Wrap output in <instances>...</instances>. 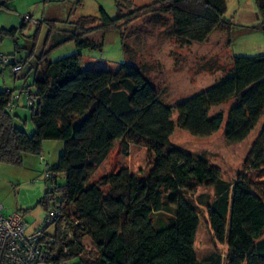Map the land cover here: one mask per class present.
I'll return each mask as SVG.
<instances>
[{"label":"trees","instance_id":"1","mask_svg":"<svg viewBox=\"0 0 264 264\" xmlns=\"http://www.w3.org/2000/svg\"><path fill=\"white\" fill-rule=\"evenodd\" d=\"M254 3L261 22L246 30L264 36V0ZM226 11V0H158L144 7L119 0L114 18L79 17L62 22V30L57 21L36 22L34 34L27 37L29 55L8 64L28 67L19 94L25 91L31 98L26 108L34 130L28 135L14 125L17 116L11 110L20 98L14 99L13 90L0 91V164L18 166L26 154L40 156L44 142L63 143L56 166L46 170V191L37 203L55 216L42 232L53 259L78 264H264V121L245 160L259 181L245 172L226 182L217 168L170 144L175 127L199 139L221 128L229 144L247 139L264 118V54L233 56L224 77L176 106V122L149 78V66L122 64L115 73L82 68L80 52L101 47L91 37L121 31L144 16L180 45L202 44L216 31L230 43L234 24ZM43 25L45 44L54 40L50 49L72 42L77 52L54 62L47 58L49 50L35 55ZM16 36V29H0V42L13 39L17 51ZM121 37L124 54L134 60L123 33ZM227 104L226 113L214 112ZM118 141L126 149L145 148L152 167L144 176L121 168L91 182ZM199 188L212 194H197ZM201 207L214 240L227 246L224 258L218 253L202 260L195 256ZM85 237L96 252L92 261L85 254Z\"/></svg>","mask_w":264,"mask_h":264},{"label":"rangeland","instance_id":"2","mask_svg":"<svg viewBox=\"0 0 264 264\" xmlns=\"http://www.w3.org/2000/svg\"><path fill=\"white\" fill-rule=\"evenodd\" d=\"M117 1L119 0H5V7L0 9V29H16L17 46L21 49L16 51V45L11 38L5 37L0 42V91L13 90V96H16L20 88L26 86L22 77L28 67H23L21 72L14 75L12 66L8 64L19 62L29 55L30 49H25L28 45L31 48L27 37L34 34L37 21H57V28L62 30L65 29L62 22L74 21L79 17H100L102 14L114 18ZM131 1L136 7H144L158 0ZM226 1L229 4L227 18L232 17L231 21L234 24L230 33V43L225 33L216 31L202 44L180 45L165 34L163 28L154 26L150 18L144 16L131 22L121 31L109 30L91 37V40L101 47L80 52L82 68L115 73L122 64L149 66L151 69L149 78L159 91L161 102L173 110V121L176 122V106L202 93L224 77L230 70L229 63L233 56L251 57L264 54L263 34L253 33L251 30L244 32L243 27L239 25L238 12L235 13L239 7L238 1ZM247 1L249 3L251 0ZM244 2L245 0L242 1ZM25 17L30 19L24 21ZM46 33L47 28L43 25L35 42V55H39L42 49L49 50L47 58L54 62L77 52L72 42L50 49L54 40L50 39L45 44ZM122 33L126 38L125 44L134 53L132 61L123 52ZM1 57L6 58V64L2 63ZM30 82L31 79H28L26 84L29 85ZM228 107V104L224 105L214 112L226 113ZM11 114L17 116L14 125L31 135L34 130L31 112L22 99L15 103ZM263 121L264 118L249 137L239 144L227 143L223 136V128L209 138L199 139L176 127L170 144L217 168L221 178L226 182L233 183L239 174L245 172L248 178L259 181L255 173L247 170L245 160L257 139ZM63 150L64 145L61 141H46L42 145L40 156L26 154L18 166L0 164V211L3 215L22 212L28 225V232L44 226L46 214L43 207L37 203L46 191V170L56 166ZM152 162L153 159L145 148L129 145L126 149L123 143L118 141L112 146L91 182L97 181L105 174L118 172L121 168L144 176L152 167ZM57 183L59 185L64 183L62 176L58 177ZM200 193L211 195L212 190L199 188L197 194ZM199 215V226L194 241L196 258L202 260L212 253H218L224 258L227 246L214 240L204 208L199 209ZM53 230V227L49 228L48 233ZM83 246L88 259L94 260L95 249L86 237L83 239Z\"/></svg>","mask_w":264,"mask_h":264},{"label":"built area","instance_id":"3","mask_svg":"<svg viewBox=\"0 0 264 264\" xmlns=\"http://www.w3.org/2000/svg\"><path fill=\"white\" fill-rule=\"evenodd\" d=\"M30 18L25 17L28 21ZM2 63L6 64V58L1 57ZM14 75L21 72V67L11 68ZM22 99L26 106H31L32 101L25 91L14 96V99ZM54 214L47 213L44 226L41 229L28 232V225L23 215L13 212L3 215L0 211V264H78L75 261H57L47 250L43 239V231L54 221ZM66 253V249L63 250Z\"/></svg>","mask_w":264,"mask_h":264},{"label":"crops","instance_id":"4","mask_svg":"<svg viewBox=\"0 0 264 264\" xmlns=\"http://www.w3.org/2000/svg\"><path fill=\"white\" fill-rule=\"evenodd\" d=\"M237 4L239 5L237 11L235 13H237L238 17H240V20H239V25L241 27H243V31L244 32H253V33H256V32H260L259 30H245L246 28H250V27H253V26H259L260 22H261V19L258 15V12H257V9H256V6H255V3L254 0L250 1L248 3L247 0H245V4L242 3L243 0H237ZM226 5H227V11H226V18L228 16V12H229V4L228 2L226 1ZM228 19V18H227ZM230 20H232L233 18L232 17H229ZM47 21H54V20H47ZM264 37V36H263ZM8 90V89H6ZM21 90V88H20ZM19 90V92H20Z\"/></svg>","mask_w":264,"mask_h":264}]
</instances>
